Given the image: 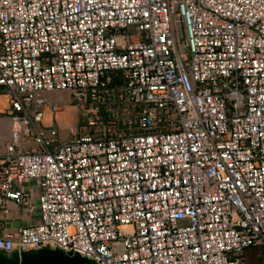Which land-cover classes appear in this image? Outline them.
I'll return each instance as SVG.
<instances>
[{"label": "built area", "instance_id": "obj_1", "mask_svg": "<svg viewBox=\"0 0 264 264\" xmlns=\"http://www.w3.org/2000/svg\"><path fill=\"white\" fill-rule=\"evenodd\" d=\"M0 118L5 256L264 250V0H0ZM13 206L38 220L7 231Z\"/></svg>", "mask_w": 264, "mask_h": 264}, {"label": "water", "instance_id": "obj_2", "mask_svg": "<svg viewBox=\"0 0 264 264\" xmlns=\"http://www.w3.org/2000/svg\"><path fill=\"white\" fill-rule=\"evenodd\" d=\"M0 264H93L85 258L79 257L77 254L70 255L56 249L41 248L34 251L11 252L9 256H5L0 251Z\"/></svg>", "mask_w": 264, "mask_h": 264}, {"label": "rangeland", "instance_id": "obj_3", "mask_svg": "<svg viewBox=\"0 0 264 264\" xmlns=\"http://www.w3.org/2000/svg\"><path fill=\"white\" fill-rule=\"evenodd\" d=\"M54 95L58 97L59 100L68 104L69 96L66 93H56ZM54 99L56 98L54 97ZM76 112L77 110L75 106L68 105L65 109H63L60 113L57 114V120L60 123L59 129H60L61 137H67L66 132L61 130L67 129L68 127L69 128L74 127ZM73 115H74V120H73ZM65 119H67L69 126L65 125ZM71 123L73 125H71ZM243 255H244V260L246 262L245 264H264V250L261 247H256L255 249H246L244 250Z\"/></svg>", "mask_w": 264, "mask_h": 264}, {"label": "crops", "instance_id": "obj_4", "mask_svg": "<svg viewBox=\"0 0 264 264\" xmlns=\"http://www.w3.org/2000/svg\"><path fill=\"white\" fill-rule=\"evenodd\" d=\"M73 120H74V115H73ZM8 125H9V122L5 118H0V133H5L8 128ZM57 125L58 127L60 125L58 120H57ZM65 125H68L67 119H65ZM71 125L73 124L71 123ZM1 148H2V144L0 142V151H1ZM28 184L31 186L33 183L30 181ZM33 202H35L34 199H33ZM37 220H38V216L36 212H34L33 214H26L25 212H20V210H18L16 207L13 206L8 219H6L5 227L7 231H12L18 225L33 224Z\"/></svg>", "mask_w": 264, "mask_h": 264}, {"label": "trees", "instance_id": "obj_5", "mask_svg": "<svg viewBox=\"0 0 264 264\" xmlns=\"http://www.w3.org/2000/svg\"><path fill=\"white\" fill-rule=\"evenodd\" d=\"M256 247H253V248H247V249H255ZM246 250V249H245ZM243 254H244V252H243ZM246 263V262H245Z\"/></svg>", "mask_w": 264, "mask_h": 264}]
</instances>
